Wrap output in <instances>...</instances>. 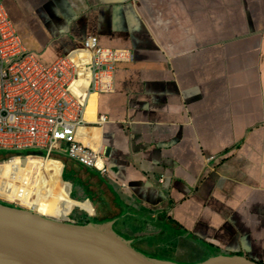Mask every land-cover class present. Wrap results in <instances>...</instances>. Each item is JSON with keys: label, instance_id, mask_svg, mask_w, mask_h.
<instances>
[{"label": "crops", "instance_id": "obj_1", "mask_svg": "<svg viewBox=\"0 0 264 264\" xmlns=\"http://www.w3.org/2000/svg\"><path fill=\"white\" fill-rule=\"evenodd\" d=\"M0 3L43 63L91 35L134 55L81 129L110 168L68 179L82 222L159 260L264 264V0Z\"/></svg>", "mask_w": 264, "mask_h": 264}, {"label": "built area", "instance_id": "obj_2", "mask_svg": "<svg viewBox=\"0 0 264 264\" xmlns=\"http://www.w3.org/2000/svg\"><path fill=\"white\" fill-rule=\"evenodd\" d=\"M80 51H88L91 58L85 66L91 77L84 102L72 90L78 78L75 59ZM133 57L131 50L101 46L98 37L91 35L54 62L43 63L28 50L0 3V150L11 152L1 163L13 156L28 160L30 156L67 155L108 174V147L81 129L107 122L105 115L94 122L86 119L91 96L113 93L119 65L132 62Z\"/></svg>", "mask_w": 264, "mask_h": 264}, {"label": "water", "instance_id": "obj_3", "mask_svg": "<svg viewBox=\"0 0 264 264\" xmlns=\"http://www.w3.org/2000/svg\"><path fill=\"white\" fill-rule=\"evenodd\" d=\"M147 255L111 222L57 219L0 203V264H178Z\"/></svg>", "mask_w": 264, "mask_h": 264}, {"label": "bare ground", "instance_id": "obj_4", "mask_svg": "<svg viewBox=\"0 0 264 264\" xmlns=\"http://www.w3.org/2000/svg\"><path fill=\"white\" fill-rule=\"evenodd\" d=\"M90 59L88 51L78 52L75 59L78 78L74 81L72 90L81 102L88 97L90 89L91 74L85 67ZM84 72L85 76H83ZM96 97V94L91 96L90 106L86 112L89 121H95L96 118L93 104ZM88 134L87 131L85 135ZM99 135L94 132L91 139L99 143ZM63 170L64 165L58 160H53V157L30 156L24 162L20 158L9 159L0 164V198L24 209L65 219L72 207L86 208V206L69 198L70 186L69 182L62 180ZM16 179H21V182H16Z\"/></svg>", "mask_w": 264, "mask_h": 264}, {"label": "rangeland", "instance_id": "obj_5", "mask_svg": "<svg viewBox=\"0 0 264 264\" xmlns=\"http://www.w3.org/2000/svg\"><path fill=\"white\" fill-rule=\"evenodd\" d=\"M10 154H11V152H9V151L0 150V163L3 162V160ZM12 158H20V157H18V156L17 157L16 156L10 157V159H12ZM53 158L65 163L62 178L64 180H66V182H69L68 179L70 181H76L75 176L80 175V171H82L85 168L82 164H80L79 162H77L75 160L71 159L69 161L70 158L68 159L67 155H62L60 157H53ZM21 160H22V162H24L23 159H21ZM94 172L98 173L96 171H94ZM69 186H70V192H71V189L73 186L71 182H69ZM72 193H73V191H72ZM75 196H76V198L83 199V197H78L77 195H75ZM72 197H74V196L72 195ZM72 201L77 202L76 199H72ZM80 217H81V214H80L79 207L74 206L70 209L69 214L67 215V217L65 219L71 220V221H76V220L79 221ZM93 221H95V220H93ZM147 256L152 258L151 257L152 255L148 254ZM181 264H187V263H181Z\"/></svg>", "mask_w": 264, "mask_h": 264}, {"label": "trees", "instance_id": "obj_6", "mask_svg": "<svg viewBox=\"0 0 264 264\" xmlns=\"http://www.w3.org/2000/svg\"><path fill=\"white\" fill-rule=\"evenodd\" d=\"M0 203H2V204H4V205H9V206H16V207H19V206L13 204V203L8 202V201H0Z\"/></svg>", "mask_w": 264, "mask_h": 264}, {"label": "flooded vegetation", "instance_id": "obj_7", "mask_svg": "<svg viewBox=\"0 0 264 264\" xmlns=\"http://www.w3.org/2000/svg\"><path fill=\"white\" fill-rule=\"evenodd\" d=\"M4 200V199H3ZM5 201V200H4ZM7 201V200H6ZM77 222H81V223H85V222H82V220L80 219L79 221H77Z\"/></svg>", "mask_w": 264, "mask_h": 264}]
</instances>
